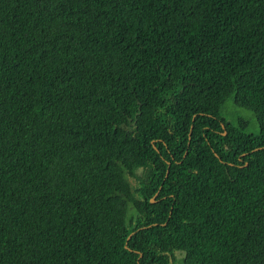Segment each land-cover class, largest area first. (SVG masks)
Wrapping results in <instances>:
<instances>
[{
  "label": "trees",
  "instance_id": "1",
  "mask_svg": "<svg viewBox=\"0 0 264 264\" xmlns=\"http://www.w3.org/2000/svg\"><path fill=\"white\" fill-rule=\"evenodd\" d=\"M0 264H264V0H0Z\"/></svg>",
  "mask_w": 264,
  "mask_h": 264
},
{
  "label": "rangeland",
  "instance_id": "2",
  "mask_svg": "<svg viewBox=\"0 0 264 264\" xmlns=\"http://www.w3.org/2000/svg\"><path fill=\"white\" fill-rule=\"evenodd\" d=\"M248 116V114H246Z\"/></svg>",
  "mask_w": 264,
  "mask_h": 264
}]
</instances>
